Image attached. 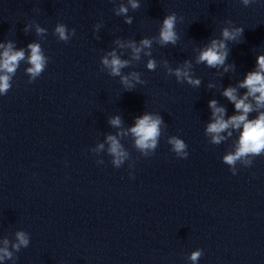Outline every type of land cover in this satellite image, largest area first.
<instances>
[{"label": "clouds", "instance_id": "clouds-1", "mask_svg": "<svg viewBox=\"0 0 264 264\" xmlns=\"http://www.w3.org/2000/svg\"><path fill=\"white\" fill-rule=\"evenodd\" d=\"M240 2L244 6H248L254 3L255 0H240ZM128 4L133 10L140 7L138 0H128ZM128 11L129 8L122 2L118 8L114 9L116 16H124V23L131 25L133 18L128 16ZM178 20L182 21L183 17L178 18L175 12L165 15L159 28L158 37H144L138 44L135 40H128L125 43L117 39L115 43L119 48L127 47L131 50V59H122L116 50L113 49L101 57L100 63L103 69H106L112 77H120V83L126 91L133 90L137 83L144 84L145 81L140 79V73L133 71L125 75L122 73V69L131 66L132 61H138L142 52L145 56L151 57V52L145 51V49H151L153 39L161 46L169 44L175 46L179 39L176 31ZM227 23L232 24V21L229 20ZM101 26L99 23L96 24L94 31L97 32ZM24 30L27 32L28 27L26 26ZM45 31L42 27H36L37 35H42ZM243 33L244 29L242 27L222 28L220 38L211 39L210 44L199 51L196 57V64H205L208 68L223 67L224 72L234 68V65H226L225 63L230 52L227 42L239 44ZM54 35L57 36L59 41L68 42L75 35V29L69 30L65 24L57 23L54 28ZM27 47L30 51L26 57L24 49L15 50L11 42L6 45L0 44V48H3V51L0 52V96L6 95L11 89L12 78L21 61L26 59L27 63L31 65L26 69V73L30 76L29 83L35 81L45 70L49 61L44 55L41 45L39 43H30ZM164 64L167 75H174L178 83L186 81L193 87H199L201 80L193 78L190 61L185 60L182 66L176 68L167 66V61H164ZM146 67L148 70L154 71L157 67L156 60L150 58L147 61ZM209 87H212V85L210 84ZM238 88L247 89V91L243 96L238 97L237 87L229 86L224 89L222 95L234 104L235 110L239 114L225 119L226 109L218 106L215 99L210 100L208 106L212 110L213 122L209 123L206 127V133L211 136L210 143L213 145H219L226 139V137L221 135L222 132L229 129L239 130L242 128L239 138L234 145V150L222 157L223 163L229 166L233 175L236 174L237 163H242L245 167H249L252 165L254 157L264 155V111H259V109L264 108V55L257 57V69L248 72L243 81L238 83ZM249 97L255 101V106L249 102ZM253 111H258L259 114L255 119L250 120L248 116ZM109 123L114 127H119L121 125V118L115 116L109 120ZM162 125L163 118L158 113L146 112L142 116L137 117L135 125L128 130L134 137V147L144 157L152 155L158 147L159 139L162 135ZM231 136L232 132L228 131V137ZM106 141L109 145L107 152L112 158L111 164L118 169L129 159L130 154L120 143L117 136L108 135ZM167 143L171 145V151L177 157L187 158V144L184 140L177 136H170L167 139ZM102 149H104V144H99L97 150ZM98 163H103V161H99ZM14 235L15 242H10L8 238L0 241L3 245L0 247V264H4L5 261L9 260L15 264V253L29 246V233L24 230H17ZM202 254L201 249H196L190 254L188 259L192 264H197Z\"/></svg>", "mask_w": 264, "mask_h": 264}]
</instances>
